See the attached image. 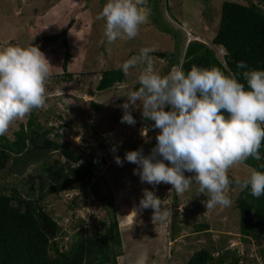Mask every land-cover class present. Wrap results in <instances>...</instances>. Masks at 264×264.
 <instances>
[{"label": "rangeland", "instance_id": "374dc122", "mask_svg": "<svg viewBox=\"0 0 264 264\" xmlns=\"http://www.w3.org/2000/svg\"><path fill=\"white\" fill-rule=\"evenodd\" d=\"M224 1L253 4L264 14V0H145L140 10L148 13V19L139 27L138 35L110 44L104 35L105 22L96 18L107 0H0V47L36 46L52 66L46 82V103L33 110L38 121L43 127L48 122V126L58 128L61 144L77 150L83 158L92 154L101 162L91 184L96 181L103 185L101 196L114 202L123 252L119 264H137L142 257H146L145 264H186L193 253L218 248L231 251L237 264H264L256 243L248 239L245 244L239 235V216L235 208L239 188L226 189L231 206L218 205L209 209L203 203L207 197L195 195V184L178 194L172 191L170 184L142 183L139 176L133 174L137 166L124 160L128 151L142 149L143 154L148 155L156 145L159 130L152 127L153 121L143 118L139 102L135 109H129L136 123H121L123 109L120 105L138 83L146 65L131 68L125 74L124 83L113 90L94 91L101 72L119 69L120 64L137 57L144 48L168 55L166 60L149 56L155 71L161 75L181 65L188 39L207 44L214 37ZM217 55L221 58L220 52L217 51ZM63 64L73 78L70 82L54 78V87L53 77L63 73ZM50 85L53 91H48ZM92 102L100 106L98 110L93 108ZM56 109L61 115L59 120L53 114ZM48 115L56 121H50V117L47 121ZM27 118L28 115L13 121L4 136L12 139ZM116 156L124 161L122 165L115 163ZM52 159L58 156L54 154ZM37 167L38 164L27 167L21 176L10 169L0 172V191L4 187L10 194L11 189L16 188L28 198L23 178L36 173ZM250 172L243 163H237L227 174L233 179L244 180ZM145 189L161 199L162 209L168 213L163 222L152 220L151 209L139 208ZM74 198L78 199L79 208L72 205ZM40 206L61 229L60 235L52 228L54 242L61 250L68 249L72 236L81 228L89 235L90 228L98 222L96 231L103 234L99 221L108 223L106 210L111 211L93 197L89 189L84 196L77 188L46 198ZM37 209L36 205L30 207L32 212ZM196 225H207L208 230L196 232ZM50 254L53 257L52 250Z\"/></svg>", "mask_w": 264, "mask_h": 264}, {"label": "clouds", "instance_id": "9594fccd", "mask_svg": "<svg viewBox=\"0 0 264 264\" xmlns=\"http://www.w3.org/2000/svg\"><path fill=\"white\" fill-rule=\"evenodd\" d=\"M144 3L107 0L96 18L105 22L108 43L138 35L139 27L148 19V13L140 10ZM153 50L144 48L139 56L118 66L128 74L138 64L146 65L138 77L139 88L129 91L126 97L120 96L126 98L120 105L121 123H136L129 109H135L139 102L143 118L153 121L152 127L159 130L156 145L148 155L142 149L125 153L124 160L137 166L133 174L152 186L170 184L178 194L195 184V195L206 196L203 203L209 209L231 206L232 200L226 194L230 185L257 199L264 196V172L252 170L246 179L235 181L227 174L234 164L260 159L259 149L264 142V69H248L244 61L237 62L236 67L244 70L237 74L243 82L215 66L193 65L185 71L183 65H178L161 75L149 59ZM51 68L36 46L0 47V136L6 134L13 121L45 105ZM114 159L117 165L124 162L119 156ZM139 208L151 209L152 220L160 222L168 215L161 199L147 189ZM145 261L142 257L137 264Z\"/></svg>", "mask_w": 264, "mask_h": 264}, {"label": "trees", "instance_id": "16d2710c", "mask_svg": "<svg viewBox=\"0 0 264 264\" xmlns=\"http://www.w3.org/2000/svg\"><path fill=\"white\" fill-rule=\"evenodd\" d=\"M218 50H222L221 58L217 55ZM149 56L162 60L169 58L165 53L150 52ZM239 61H244L248 69H264V14L253 4L224 1L214 37L208 44L196 40L188 42L181 65L185 71L193 65L203 68L215 66L225 74L237 75L244 71L236 67ZM62 69L63 73L53 79L70 82L73 75L66 71L65 64ZM237 78L243 82L242 77L237 75ZM124 81L125 74L121 70L104 71L94 91H111ZM50 87L48 91H53V86ZM138 88L139 84L136 83L133 90ZM91 105L95 110L100 107L93 102ZM53 114L60 119L57 109ZM48 117L51 116H47V121ZM50 121L55 122L56 119L51 118ZM59 138L58 128L48 126V122L43 127L35 111L28 114L25 124L19 126L12 139L0 136V172L10 169L21 176L27 167L38 164L36 173L23 178L28 187V198L23 197L16 188L7 194L6 188L1 187L0 264H118V259L123 257L118 220L113 211L114 202L111 198L101 196L103 185L96 181L91 184L95 169L101 162L92 154L83 158L77 150L61 144ZM107 151L112 155L110 148L107 147ZM54 154L58 159H52ZM259 155L260 159L249 158L243 164L251 171L264 172V142ZM72 188L79 189L84 196L89 189L91 195L101 201L104 207H110L111 211L106 210L108 223L99 221L103 234L96 231L98 222L90 228L92 233L89 235L86 229L81 228L72 236L68 249L61 250L54 242L55 232L61 235V229L40 203ZM32 205L37 206L36 212L30 211ZM72 205L79 208L77 198L73 199ZM235 208L239 216L241 241L245 244L248 239L254 241L258 254L264 260V196L257 199L247 191L240 190L235 199ZM81 225H85L83 221ZM53 227L55 232L52 231ZM194 230H208V226L196 225ZM231 253L224 248L216 251L202 249L193 253L186 264H237Z\"/></svg>", "mask_w": 264, "mask_h": 264}, {"label": "water", "instance_id": "95a60500", "mask_svg": "<svg viewBox=\"0 0 264 264\" xmlns=\"http://www.w3.org/2000/svg\"><path fill=\"white\" fill-rule=\"evenodd\" d=\"M228 176H229V175H228ZM229 178L232 179V180H234V181L236 180V179L231 178L230 176H229ZM229 188H239V187L236 186V185H230ZM239 189H240V188H239Z\"/></svg>", "mask_w": 264, "mask_h": 264}, {"label": "bare ground", "instance_id": "6f19581e", "mask_svg": "<svg viewBox=\"0 0 264 264\" xmlns=\"http://www.w3.org/2000/svg\"><path fill=\"white\" fill-rule=\"evenodd\" d=\"M136 210V208L134 207V211Z\"/></svg>", "mask_w": 264, "mask_h": 264}]
</instances>
